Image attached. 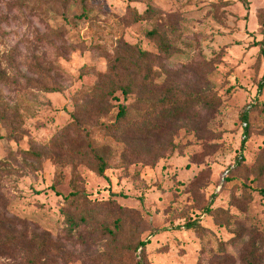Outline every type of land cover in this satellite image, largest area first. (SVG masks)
Segmentation results:
<instances>
[{
  "label": "rangeland",
  "instance_id": "374dc122",
  "mask_svg": "<svg viewBox=\"0 0 264 264\" xmlns=\"http://www.w3.org/2000/svg\"><path fill=\"white\" fill-rule=\"evenodd\" d=\"M79 1H0V104L13 120L11 128L0 119V170L8 172L0 239L20 238L0 247V264H25L33 237L46 241L45 264H136L140 241L148 264H264V0H88L81 18ZM137 50L148 54L144 69L125 76H148L157 88L113 93L100 122L175 85L211 91L220 103L197 126L193 117L163 124L126 159L127 145L91 119L85 128L107 153L105 179L55 141L83 92L111 95L100 78L118 76L120 59L135 62ZM75 189L92 203L66 202ZM68 216L82 225L72 239ZM116 218L113 239L104 229ZM195 219L206 231L182 227Z\"/></svg>",
  "mask_w": 264,
  "mask_h": 264
},
{
  "label": "trees",
  "instance_id": "16d2710c",
  "mask_svg": "<svg viewBox=\"0 0 264 264\" xmlns=\"http://www.w3.org/2000/svg\"><path fill=\"white\" fill-rule=\"evenodd\" d=\"M2 1V0H0ZM65 3H70L72 0H64ZM87 1L80 0L81 14L80 18L84 17L87 13ZM25 3V2H24ZM24 3L21 4L24 5ZM148 37L157 39V32L150 31L147 33ZM259 45V53L264 58V42H257ZM161 49L163 53L170 56V51L167 46L161 43ZM148 54L137 50L136 61H128L120 59V67L118 76H102L99 80L101 82L100 87H108L111 95H107L102 92L99 87L93 86L83 92V102L77 104L76 111L71 114V121L66 125L55 141V146L67 153H71L76 159L77 163L83 165L92 170L97 176L106 179L105 170L108 168L107 153L104 148L95 146L91 137L92 132L86 130L85 125L93 120L94 128L98 127L100 133L112 137L118 138L121 142H124L127 149H122L121 156L123 159L129 155L133 156L135 151L138 150L140 145L147 139L154 137L157 130L163 126V124L180 123L184 120L195 118L198 121L195 122V126L199 125V121L209 117L213 110L219 105L220 98L214 93L202 92L196 93L188 88H182L180 85L169 87V90L162 97L152 101H141V104L137 106H124L120 105L115 113L114 119L108 123L100 122V119L106 115L109 111V99H116L112 96L113 93L120 91L124 96L130 94L134 88L149 89L153 87V90L157 88V84H153L148 76H125L129 73V70L136 71L138 74L143 71V65L148 60ZM111 75H114V70H110ZM264 87V72L258 83V89ZM7 106L2 107L0 104V119L1 121L11 127L13 120H9L7 113L9 112ZM243 120H247L246 114L242 117ZM12 128V127H11ZM246 133V130H245ZM85 141V146H80V143ZM74 145V148H71ZM242 147V146H241ZM27 155H31L37 159H40L39 153L25 152ZM242 156H239L235 161L236 168L242 166ZM8 172L0 170V180L2 176ZM234 176H229L225 181H233ZM242 186L247 187L245 182H242ZM54 189V187H52ZM264 191V187L262 188ZM55 192H60L55 189ZM4 193L1 189L0 181V198H4ZM66 202H73L76 199L90 201L88 194L85 191L73 190L63 196ZM214 202V196L210 197V201L204 209L205 212H210V207ZM94 203V202H93ZM112 203V202H111ZM6 212L0 209V228L1 223L6 218ZM69 230L66 232L68 239H72L75 235L81 232L82 225L75 221L72 217L68 216ZM121 226L120 218H116L113 221L112 228H105V234L113 236L119 233ZM185 229H190L195 232H204L206 229L201 226L198 219L188 221L182 225ZM155 230L154 232H156ZM19 237L15 235H8L5 239H0V247L5 249H14L19 244ZM35 243L34 247L30 249H23L22 260L25 264H45L43 253L46 248V241L44 238L38 239L33 237L30 239ZM146 241H140L134 247V250L139 249V258L136 264H148L145 256ZM13 251V250H12Z\"/></svg>",
  "mask_w": 264,
  "mask_h": 264
}]
</instances>
